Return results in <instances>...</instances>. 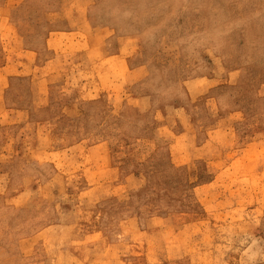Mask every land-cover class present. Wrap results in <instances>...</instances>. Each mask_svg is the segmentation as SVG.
<instances>
[{"label": "rangeland", "instance_id": "rangeland-1", "mask_svg": "<svg viewBox=\"0 0 264 264\" xmlns=\"http://www.w3.org/2000/svg\"><path fill=\"white\" fill-rule=\"evenodd\" d=\"M0 264H264V0H0Z\"/></svg>", "mask_w": 264, "mask_h": 264}]
</instances>
